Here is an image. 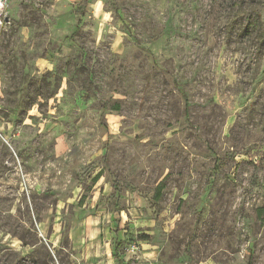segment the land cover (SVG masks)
<instances>
[{"label": "rangeland", "instance_id": "374dc122", "mask_svg": "<svg viewBox=\"0 0 264 264\" xmlns=\"http://www.w3.org/2000/svg\"><path fill=\"white\" fill-rule=\"evenodd\" d=\"M82 1L7 0L0 264H264V0Z\"/></svg>", "mask_w": 264, "mask_h": 264}, {"label": "crops", "instance_id": "0c3cea01", "mask_svg": "<svg viewBox=\"0 0 264 264\" xmlns=\"http://www.w3.org/2000/svg\"><path fill=\"white\" fill-rule=\"evenodd\" d=\"M90 244H91V242L78 243V244H75L73 247H79L80 248V246H82L83 250H85V248L89 249ZM109 255H110V258H107V264H115L114 257L112 256V253Z\"/></svg>", "mask_w": 264, "mask_h": 264}, {"label": "built area", "instance_id": "2783aa9c", "mask_svg": "<svg viewBox=\"0 0 264 264\" xmlns=\"http://www.w3.org/2000/svg\"><path fill=\"white\" fill-rule=\"evenodd\" d=\"M8 8L7 0H0V26L3 22L4 16L6 14V9Z\"/></svg>", "mask_w": 264, "mask_h": 264}, {"label": "trees", "instance_id": "16d2710c", "mask_svg": "<svg viewBox=\"0 0 264 264\" xmlns=\"http://www.w3.org/2000/svg\"><path fill=\"white\" fill-rule=\"evenodd\" d=\"M83 4H86V0H83L81 3H79V5L76 7V8H81L82 6L81 5H83ZM80 16H82L81 15V13H80ZM253 25H255V21H253ZM99 174L100 173H97V175L96 176H99ZM113 185L115 186V188L117 189V180L116 181H114V183H113ZM159 191L157 190V193H156V197H158L159 196ZM115 257V256H114ZM115 258H117V257H115Z\"/></svg>", "mask_w": 264, "mask_h": 264}]
</instances>
